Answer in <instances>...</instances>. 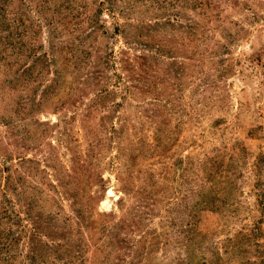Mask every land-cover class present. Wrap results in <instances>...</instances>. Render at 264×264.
<instances>
[{"label": "rangeland", "instance_id": "374dc122", "mask_svg": "<svg viewBox=\"0 0 264 264\" xmlns=\"http://www.w3.org/2000/svg\"><path fill=\"white\" fill-rule=\"evenodd\" d=\"M3 231L0 264H264V0H0Z\"/></svg>", "mask_w": 264, "mask_h": 264}, {"label": "trees", "instance_id": "16d2710c", "mask_svg": "<svg viewBox=\"0 0 264 264\" xmlns=\"http://www.w3.org/2000/svg\"><path fill=\"white\" fill-rule=\"evenodd\" d=\"M8 239H9V233H6L5 231H3V234L0 235V244L2 246L6 247L7 244L5 242H3V241H6Z\"/></svg>", "mask_w": 264, "mask_h": 264}, {"label": "bare ground", "instance_id": "6f19581e", "mask_svg": "<svg viewBox=\"0 0 264 264\" xmlns=\"http://www.w3.org/2000/svg\"><path fill=\"white\" fill-rule=\"evenodd\" d=\"M113 192H112V190H109V194H112Z\"/></svg>", "mask_w": 264, "mask_h": 264}]
</instances>
